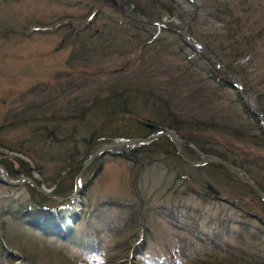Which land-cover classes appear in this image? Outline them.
I'll return each mask as SVG.
<instances>
[{
    "label": "trees",
    "instance_id": "16d2710c",
    "mask_svg": "<svg viewBox=\"0 0 264 264\" xmlns=\"http://www.w3.org/2000/svg\"><path fill=\"white\" fill-rule=\"evenodd\" d=\"M98 1L102 6L86 10L87 18L93 14L90 21L81 16L74 18L77 21L71 18H65L62 21L64 22L62 31L66 34L58 47L69 50L66 58L67 69L78 64L89 68L95 61L92 58L98 56L123 57L125 62L123 65L121 64L122 66L120 65L121 68L115 76H110L104 81L97 80L96 86L91 90L94 93L87 95H85L86 91L77 93L72 99L66 100L67 105L62 104L57 110L52 108L53 111L49 114L44 113L45 108L49 107H46L43 102L39 104L27 101L29 94L33 96L41 89H49L51 87L49 80L36 83L32 88L26 90V94L23 92L20 96L23 101L21 108L15 112L12 110L11 115L15 121L23 118L26 123H29L28 125H36L31 130L30 139L25 142V147L28 149L25 155L31 158V161L33 159L35 163L41 164L44 161H51L46 159L48 155L57 153L61 148L63 149L62 157L66 161L64 170L72 178H75L81 165L87 161L88 157L107 142L119 138L145 137L151 133L173 129L181 141L185 155L189 158L201 159L215 155L229 161L245 174L243 166L244 163L249 165V160L239 159L240 156L235 151L234 142H242L243 145L249 146V149L264 152L262 118L264 109L253 111L239 95L235 99L227 98L226 100V96H228L226 89L236 87L232 82L231 75L236 78L238 75L234 74L232 69L228 70V66H224L230 72L227 73L213 61V58L223 65L229 63L231 65L247 52L256 54L253 30L249 36L245 35V32L249 31L246 27L247 21L244 20V13L249 12L248 7L255 0H224L226 1L224 6L219 3V0H209L210 3L204 8L210 10L209 17L214 20V23H212L211 30L204 32V36L193 29L200 28L201 24H197V18L189 19L188 24L179 27L182 29L187 26L190 36L213 58L198 49L197 46L188 43L180 33L169 27L171 24L162 21V17L166 13L177 14L178 8L172 0H126V7H122L114 0ZM103 6H108L111 11H105L104 8L102 9ZM215 22L222 23L223 29L214 25ZM35 25H39V28L44 30L55 28V24L49 20ZM165 31H170L169 40L163 35ZM187 51L191 53L188 54ZM166 55L177 57L179 62H174L171 66L163 64L166 62L162 57H166ZM180 59H182L181 63ZM131 61L133 64L135 62H139V64L135 67L136 69H133V72H128L132 66ZM209 63L215 72L210 70ZM155 65H157L155 68L148 69V66ZM206 69L212 72L209 70L206 72ZM65 72H57V74H65ZM263 81L264 79L255 85L258 86ZM253 88V85L247 86L245 91L253 92ZM23 143V141L19 143L20 147H23ZM40 147L42 150L39 152ZM120 150L121 158L136 165L139 169L138 173L156 162L164 161L170 164V161L175 162L184 168L182 170L178 168L177 177L181 178L187 192L197 197H203L210 190L218 195V199L221 198L218 191L211 187V184H202L206 180L196 179L192 176L193 173H200L210 168L217 171L219 175L222 173L224 177L228 175L237 180L232 173L216 164L191 167L183 163L176 156L168 138L139 146L124 147ZM17 151L24 153L22 148ZM4 153L6 152L0 150V162L8 169L10 177L16 179L19 174L14 167L15 163L9 160L13 163L10 167L6 161L10 157L7 154L4 156ZM16 158L17 163L21 164L19 167L23 168V173L29 176L30 166L18 156ZM258 159L263 163L264 157ZM176 164L174 166L177 169ZM257 165L261 167L260 162ZM38 168L35 167L36 170ZM62 172L64 171L62 170ZM58 177L61 176L58 175ZM251 179L261 187L259 182L254 178ZM0 183H2L1 180ZM56 183L59 186L56 185L54 195L68 196L74 189L73 185L70 191H66L61 178H57ZM25 185L28 186V184ZM71 185L72 183L68 186ZM242 186L251 194H255L247 186ZM36 193L37 196H33L31 201H28L37 207L35 210L37 214L31 216L29 213L27 215L25 211L29 207H26L24 211L21 208L22 210L15 213L6 209L7 211L1 214L4 217V214L8 212L6 217L10 215L11 221L14 220L17 225H15V230H11L12 232L5 231L4 227L8 224L12 225V222L8 219L5 220L6 223L0 222V226L3 228L2 232L0 230V246H7L5 249H0V258L4 259L5 256H3L2 250L6 252L7 257L16 250L30 264H86L76 256L65 255L60 250L55 251L49 246L47 247L46 244L26 239L17 231L19 225H22L24 215L29 217V224L33 227L38 226V228L48 230L49 224L60 221V227L54 226L51 229L62 228L60 213L66 202H55L37 191ZM123 202L121 200L118 202L108 201L106 206L115 207L119 203L117 205L127 213V205ZM261 204L264 211L262 201ZM140 210H142L141 204L139 210H135L133 213L136 214ZM263 211L262 213H264ZM252 213L249 210V215L243 214L242 219L250 221V227L251 220L260 222L264 227V218L261 217V222L260 219L252 217ZM38 214L44 215L45 218ZM120 234V231H116L110 237H117ZM249 238L253 240L255 237L249 236ZM238 239H242V237L238 236ZM140 240L137 241V235H132L131 240L129 237L124 239L122 236L120 241L125 244V247L120 244L117 248L123 252L136 249L139 251L145 247L144 239ZM246 252L245 250L229 254L212 252L204 257L183 258L182 261L175 258L174 264H264V256L255 258H259V260L249 259ZM119 258L120 261L117 262L116 258L107 257L101 264H146L140 258L132 262L125 254ZM4 262L6 261L4 260Z\"/></svg>",
    "mask_w": 264,
    "mask_h": 264
},
{
    "label": "rangeland",
    "instance_id": "374dc122",
    "mask_svg": "<svg viewBox=\"0 0 264 264\" xmlns=\"http://www.w3.org/2000/svg\"><path fill=\"white\" fill-rule=\"evenodd\" d=\"M122 1L126 3V0ZM172 2L178 8L177 14H164L163 22L182 26L188 24L189 19L197 18V24L201 25L200 28H193L194 31L204 36V32L212 29L214 20L209 17L211 12L204 8L210 3L209 0ZM225 2L219 0L223 6ZM100 6L102 4L98 0H0V150L6 152L4 156L7 154L10 157L6 160L10 167L13 165L12 162L15 163L16 170L21 164L17 163V158L14 157L16 155L11 153L18 154V157L30 166L29 176L52 190L56 185L59 186L58 183L56 185L54 183L57 178H61L66 191H70L74 185V177L64 170L66 161L62 157L63 149L59 148L57 153L49 154L46 159L51 161H44L41 164L35 163L33 159L31 161V158L25 155L26 150L28 151L25 142L30 139L31 130L36 125H28L23 118L15 121L11 112L21 108L23 104L21 94L23 92L26 94V90L36 83L49 80L51 87L41 89L33 96L29 94L27 101L39 104L43 102L49 107L45 108L44 113L49 114L53 111L52 108L57 110L62 104L67 105L66 100L72 99L77 93L82 91H86L85 95L94 93L91 90L96 86L97 80L104 81L119 72L125 59L116 56L93 57L95 61L89 68L78 64L67 69L66 58L69 50L58 47L66 34L62 31L64 28L62 21L65 18L76 20L74 19L76 16H81L90 21L93 14L87 18L85 15L87 8L93 10ZM103 8L107 12L111 11L108 6ZM248 10V13H244V20L247 21L246 27L249 32H245V35L249 36L253 30L257 52L256 54L247 52L235 63L221 65L228 66V70L232 69V72L238 75L237 78L232 75L234 79L232 82L235 85L242 84L244 89L247 86H254L253 92L249 90L250 103L257 110H261L264 109V81L258 86L255 84L264 79V0L253 1ZM48 20L55 24V28L44 30L35 25ZM215 23L214 25L223 29L222 23ZM163 35L169 40L170 31H165ZM163 58L165 65L171 66L172 63L179 62V59L172 55ZM138 64L139 62L133 64L131 61L132 66L128 72H133ZM156 66H148V69ZM209 67L215 72L211 63ZM207 70L209 69L205 71L208 72ZM210 70L209 72H212ZM63 71H66L65 74H57ZM238 88H227L226 100L235 99L237 95L242 98L240 95L242 89ZM21 141L24 142L23 147L19 145ZM234 144L239 159L249 160V165L244 163L243 166L245 175L250 179L254 178L264 189V168H261L264 161L262 163L258 159L264 157V152L249 149V146L243 145L242 142ZM19 148H22L24 153H18ZM41 150L40 147L39 152ZM120 151V148L110 150L84 172L82 182L85 193H88L86 196L84 194L85 206L83 208L80 202L82 211L74 213L75 216L66 221L65 228L63 225L62 228L51 229L54 226L60 227V221L49 224L48 230L33 227L29 224V217L24 215L22 225H19L17 231L26 239L46 244L47 247L55 251L60 250L65 255L76 256L86 264H101L107 257L116 258L119 262V257L123 254L128 255L132 262L140 258L146 264H174L175 258L182 261L183 258L204 257L212 252L229 254L241 250L247 251L249 259L259 260L255 258L264 256V227L260 222L253 220L250 227V221L242 219V215H249L250 210L253 212L251 216L261 221V217L264 218L262 204L259 198L248 192L239 181L228 175L224 177L222 173L219 175L210 168L193 173L192 176L196 179L206 180L202 184H211L221 198L218 199V195L210 190L203 197L201 194H198L201 197H197L188 193L181 178L177 177L178 168L179 170L184 168L175 162L170 161L171 164L164 161L156 162L138 173V167L128 162L129 160L122 159ZM259 162L261 167L257 165ZM174 164L177 165V169ZM35 167L39 168L36 170ZM70 183L72 185L68 186ZM33 196H37L36 191L26 185L10 187L0 183V222L6 223V219L11 221L10 215L6 217L8 212L4 217L1 215L7 210L15 213L21 208L24 211L29 207L25 211L27 215L37 214L35 212L37 207L28 201ZM118 200L124 201L123 203L127 205V213L117 205L119 203L115 207L106 206L108 201ZM139 203L142 210L134 214L133 211L139 210ZM38 215L45 218L42 214ZM11 222L12 225L4 227L5 231L16 229L15 221ZM0 230L1 232L3 230L1 226ZM114 231H120L121 234L110 237ZM132 235H137V241L144 239L145 247L139 251L118 250L117 246L120 244L125 247L120 238L129 237L131 240ZM238 236L242 239H238ZM249 236L255 238L251 240ZM5 247L0 246V249ZM2 252L5 256L4 259L0 258V264H30L16 250L8 257L5 251Z\"/></svg>",
    "mask_w": 264,
    "mask_h": 264
},
{
    "label": "water",
    "instance_id": "95a60500",
    "mask_svg": "<svg viewBox=\"0 0 264 264\" xmlns=\"http://www.w3.org/2000/svg\"><path fill=\"white\" fill-rule=\"evenodd\" d=\"M115 1L118 4H121L123 7L125 6V4L122 0H115ZM151 127H153V126L151 125ZM161 137H167L169 139V141L172 144V147L174 149L176 156L183 163H185L191 167H199V166H203V165H207V164H216V165L226 169L227 171L232 173L243 185L250 188L260 198V200L264 204V191L253 180H251L249 177L244 175L243 172L239 168L235 167L232 163L228 162L227 160L222 159V158L215 156V155L206 156V157H203L201 159L189 158L187 155H185L183 153L182 148H181L180 139L177 136V134L175 133V131H173V130H164L161 132H155V133H151L145 137H134V138L128 139L127 141H122V142L111 141V142H107L104 146L97 148L88 157L87 161L83 165H81L78 173L76 174V176L74 178V189H73L72 193L66 197H57V196L51 195L48 192L49 190H47L43 184H39L36 181H34L31 177H28L25 175L20 176L16 180L11 179V177L9 175V171L1 162H0V178L5 185L11 186V187H18V186H20V184L23 181L27 182L34 190L40 192L41 194L46 196L49 200L60 201V202H69L71 205H73L79 201L78 198H79V193L81 191L80 190V179H81L82 175L86 171L87 167L89 165H91L93 163V161L98 156H100L103 153H105L106 151H108V149H110L111 147H119V146H123V145H135V146H137L140 144L156 141ZM20 172H21V169H19V173ZM66 210L68 212L73 213V214L75 213L72 210L71 206H67ZM64 216H65V213H64Z\"/></svg>",
    "mask_w": 264,
    "mask_h": 264
},
{
    "label": "bare ground",
    "instance_id": "6f19581e",
    "mask_svg": "<svg viewBox=\"0 0 264 264\" xmlns=\"http://www.w3.org/2000/svg\"><path fill=\"white\" fill-rule=\"evenodd\" d=\"M115 1V0H114ZM119 5H121V4H119ZM122 6V5H121ZM125 7V6H124ZM169 24H171V25H169V27L172 29V30H174V31H177L178 33H180L183 37H184V39L188 42V43H190L191 45H193V46H197L198 47V49H200V50H203L204 52H206L210 57H212L213 58V56L208 52V51H206V50H204L203 48H202V46L196 41V40H194L191 36H190V34H189V32H188V28H187V26H185V27H183L182 29H180L179 27L180 26H176V25H174V24H172V23H169ZM213 61H215L222 69H224L227 73H229L227 70H226V68L225 67H223L222 65H221V62H219V61H217L215 58H213ZM231 77H232V75H231ZM233 78V77H232ZM233 81H234V79H232ZM236 87L238 88H240V89H242V90H240V95H241V97H242V99H243V101L249 106V108H251L253 111H257V109H256V107H254L251 103H250V94L249 93H247L245 90L246 89H244L243 88V86L240 84V85H236ZM239 88H238V90H239ZM244 91V92H243ZM262 118H263V123H264V113H262ZM166 130H173V129H166ZM162 131H164V130H162ZM174 131V130H173ZM161 132V131H160ZM130 138H134V137H130ZM130 138H126V139H124V138H119V139H117V140H115V141H120V142H122V141H127L128 139H130ZM162 138H167V137H161V138H159V139H162ZM158 139V140H159ZM153 142V141H152ZM181 142V141H180ZM150 143V142H149ZM144 144H147V143H144ZM105 145V144H104ZM104 145H102V146H104ZM140 145H142V144H140ZM101 146V147H102ZM133 146H135V145H123V146H119V147H111L110 149H108V151H106L105 153H103L102 155H100V156H98L94 161H93V163L96 161V160H98V159H101L105 154H107V153H109V151L110 150H113V149H116V148H124V147H133ZM137 146H139V145H137ZM181 148H182V151H183V147H182V145H181ZM11 153V152H10ZM183 153H184V151H183ZM12 155H16V156H14V157H17V156H19L18 154H15V153H11ZM185 154V153H184ZM92 163V164H93ZM91 164V165H92ZM91 165H89L88 167H87V169L86 170H88L90 167H91ZM235 166V165H234ZM236 167V166H235ZM238 168V167H237ZM22 175H25V176H28V175H26V174H24L23 173V168H21V172H20V174H19V177L20 176H22ZM28 177H31V176H28ZM82 177H83V175H82ZM82 177H81V179H80V193H79V201L78 202H76L75 204H73V205H70L71 207H72V210L76 213V212H80V211H82V207H81V204L83 205V208H84V206H85V199H84V194H85V196H86V193H85V190H84V185H83V182H82ZM34 181H36L37 183H39V184H43V183H41V182H38L37 180H35L33 177H31ZM252 180V179H251ZM255 182V181H254ZM55 183V182H54ZM25 184H28L27 182H22L21 184H20V186L22 185H25ZM44 185V184H43ZM56 185V184H55ZM45 186V185H44ZM28 187H31L29 184H28ZM32 188V187H31ZM45 188L47 189V190H49L48 192L51 194V195H53V196H57V195H54V190L56 189V187H54V189L52 190V189H49V188H47L46 186H45ZM262 189V188H261ZM263 191H264V189H262ZM36 191V190H35ZM38 192V191H37ZM40 193V192H39ZM41 194V193H40ZM41 195H43V194H41ZM44 196V195H43ZM44 197H46V196H44ZM57 197H59V196H57ZM47 198V197H46ZM10 199V198H9ZM84 200V201H83ZM80 202H81V204H80ZM77 207V208H76ZM65 209H67V208H65ZM86 212V211H85ZM64 213H65V216H64ZM75 215L74 214H72L71 212H68L67 210H64V212H63V210L61 211V213H60V218H61V221H62V226L64 225V228H65V226H66V221L68 220V219H71L72 217H74ZM116 231H114V232H112L111 233V236H113L114 235V233H115Z\"/></svg>",
    "mask_w": 264,
    "mask_h": 264
}]
</instances>
